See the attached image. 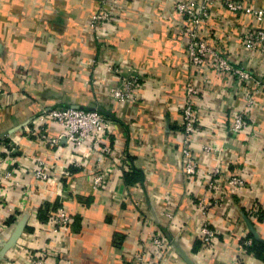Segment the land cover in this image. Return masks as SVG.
Listing matches in <instances>:
<instances>
[{
  "label": "crops",
  "instance_id": "obj_1",
  "mask_svg": "<svg viewBox=\"0 0 264 264\" xmlns=\"http://www.w3.org/2000/svg\"><path fill=\"white\" fill-rule=\"evenodd\" d=\"M241 1L264 10V0ZM100 3L0 0V264H33L42 250L44 264H139L144 254L148 264H264V93L254 82L229 91L233 77L187 63L174 0ZM103 7L110 23L94 30L89 19ZM210 17V46L264 83V51L240 39L264 30V18L225 8ZM127 81H141L132 100H111L108 90ZM187 98L197 116L192 181L182 173ZM57 104L102 107L110 133L93 151L53 143ZM58 206L71 217L63 229L47 222ZM204 225L216 233L208 244ZM158 231L171 237L167 249L149 244Z\"/></svg>",
  "mask_w": 264,
  "mask_h": 264
},
{
  "label": "built area",
  "instance_id": "obj_2",
  "mask_svg": "<svg viewBox=\"0 0 264 264\" xmlns=\"http://www.w3.org/2000/svg\"><path fill=\"white\" fill-rule=\"evenodd\" d=\"M104 4H110L112 0H102ZM176 1V9L183 16L193 17L196 14L201 15V7L195 9L193 7L194 3L198 0H175ZM210 1V0H200ZM226 6L232 11L238 12L243 11L254 15L259 20H262L264 16L263 9H252L249 8L248 5L235 0H228L226 2ZM100 13V12H99ZM101 16L103 19L106 17V13L103 11ZM98 17V16H97ZM92 18H96L95 14L92 15ZM248 40H245V48L247 50L253 51L255 47H263L264 43V30L262 29H253L247 34ZM200 61V60H199ZM198 61V62H199ZM217 68H222V70L227 71V74L237 78L240 81H255V85L257 87V91L264 93V83L258 81V78L253 76L249 69H238L234 68L230 65L229 62L220 60L219 64L216 66ZM127 83V82H125ZM132 83V86H135V81H129ZM114 93L112 97L115 101H120L123 99V93L119 90H113ZM188 94H195L196 91L192 87V89L188 90ZM123 101V100H122ZM194 104L190 98H187L185 103L181 106L180 114L182 117V125L184 126L183 135L185 136L184 141L186 146L182 149V154L184 156L183 159V174L186 179L192 181L199 174V170L197 171V163L194 160L193 154L190 148L187 146V142L192 135H194L195 131V117H194ZM49 117L52 118L58 127L61 128L60 134L55 137L52 142L53 143H61L63 140L67 141L69 145L72 147H81L86 146L88 150H96L99 145L103 142L106 136L110 133L111 130V121L106 116L105 113L99 111L97 107L94 109L90 108H74L68 107L64 108L63 106L52 108L49 113ZM245 121L241 117H235L233 122V131L243 128L245 126ZM212 150V148H210ZM130 170V166L126 168ZM37 176L46 177L45 173L41 171L37 172ZM104 176L102 174H98L94 178V183L96 185H101L103 183ZM2 182L0 176V183ZM234 185L241 186L242 183L239 179H233L231 181ZM63 201L59 203L62 204ZM256 211V210H254ZM47 222L53 224L57 227V229H63L68 227L71 222V217L68 212L64 210L62 206H58L55 212H51L48 214ZM215 231L208 225H204L201 227L199 238L204 244L211 243L215 238ZM168 240L166 238L165 232L158 231L153 238L151 239V244L153 247L158 248L161 246H166ZM250 245L251 241H247ZM45 252L38 251L35 258L32 259L33 264H44ZM140 255V254H139ZM145 254L139 256L137 260H139V264H148L145 261Z\"/></svg>",
  "mask_w": 264,
  "mask_h": 264
},
{
  "label": "rangeland",
  "instance_id": "obj_3",
  "mask_svg": "<svg viewBox=\"0 0 264 264\" xmlns=\"http://www.w3.org/2000/svg\"><path fill=\"white\" fill-rule=\"evenodd\" d=\"M227 1L228 0H222L220 2H216V0H210V1L201 2L200 0H198V1H196L194 3L193 7L195 9H198V8L201 7L202 14L198 15V14L195 13V15L193 17H189V16H183L177 11V9H176V1L174 0V9H175L176 13H178V15L181 16V19H179V21H180L179 28L182 30V39H183V43H184L187 63L190 66L194 67V69H196L197 71H202L206 67H208V65H212V67L215 68L216 71L222 72L224 74H227V71L222 70V68H220V67L219 68L216 67L219 64L220 60H223V61L227 60V62H229V60H228L229 57L227 55V52L225 51V47L222 45V46H220V49L218 47V49L215 50V49H213V47L210 46V40H211V36H212L211 33H210L211 32L210 29H211V26H212V24L210 23V19H211L210 16H211V13H212V9L225 8V9H227L229 11H232L231 9H229L226 6V2ZM237 1H240V2H242L244 4H246L245 2H243L241 0H237ZM100 5L104 6V2L102 0H101ZM246 5H248L249 8H252V9H261V8L253 7L251 3L246 4ZM103 11L106 13L105 14L106 15L105 19H103L102 17H99L102 14H104V13H102ZM232 12H234L236 14L249 15V13L243 12V11H238V12L232 11ZM93 14H95L96 18H92V16H91V18L89 19V23L94 28V30H97L99 27L104 26L105 24L107 25L108 23H110L111 16H110V14H109V12L107 10H104V7H103L102 10H98L97 12H95ZM249 16L259 20L258 18H256L252 14H250ZM263 18H264V16L262 17V19ZM257 29H261V28H257ZM249 31H251V30H249ZM248 32L245 33V34L242 33L241 36H240V39L242 40V42L244 44H245V40L249 39V38H247ZM227 37H228V35H227ZM218 44H219V42H218ZM255 50L264 51V43H263V47L262 48L261 47L253 48V51H255ZM73 52H74V54L78 53V51H76V50H74ZM230 65L232 67L238 68L240 70L244 69V67H242V66H234L232 63H230ZM251 74L253 76H255L252 72H251ZM251 82H253V81H248L246 83V81H240L239 79L235 78L234 86L231 87V88H228V90L232 91V92H235V90H236L237 93H239V92L243 93V91H245V88L248 87L247 84L251 83ZM254 83H255V81H254ZM135 86H141V81H139V83L135 84ZM192 87H193L192 84L188 83L186 85V87H185L186 91L188 92V90L192 89ZM114 88H115V90H119V91H121L124 94L123 95V99H121L119 102L126 103V101H128V100H132L131 99V95L133 94V90L135 89L134 86H132V83H129V81H127V83L119 82V83H116ZM248 90H249V87H248ZM109 91H110V96H111V94L113 95L114 91L108 90V92ZM254 91H257V88ZM260 93H262V92H260ZM245 98H249L250 101L253 100L252 94L247 95V97H245ZM111 100L115 101L113 97H111ZM59 106H63V105L57 104L54 107H51V109L55 108V107H59ZM68 107L69 106H64V108H68ZM95 107H98V105H95ZM106 116L109 118V120L111 122H113V120H114L113 116L108 111L106 113ZM246 116H247V113L245 111H242V112L238 113V115L235 116V117H241L246 123H245V126H243V128L238 129L236 131H233V124H232V132L233 133L237 134V133H241V132L245 131L244 129H245L246 125H247ZM194 117L197 120L196 113H194ZM9 136H11V134H9ZM210 148H213V147H211V146H207L206 147L205 146L204 150L205 151H209ZM197 171H198V168H197ZM218 172H219V170H213L212 174L213 175H219ZM182 173H183V167H182ZM192 180H194V179H192ZM232 181H233V179H232ZM212 183H214V180L212 182L210 181V183L208 182L209 185L212 184ZM152 238H153V236H151V239ZM166 238L168 240L167 245L158 247V249L162 250V249H165V248L167 249V247H169V244H171V237H169L166 234ZM149 244L151 246H153L151 244V241H150Z\"/></svg>",
  "mask_w": 264,
  "mask_h": 264
},
{
  "label": "water",
  "instance_id": "obj_4",
  "mask_svg": "<svg viewBox=\"0 0 264 264\" xmlns=\"http://www.w3.org/2000/svg\"><path fill=\"white\" fill-rule=\"evenodd\" d=\"M74 108H78V107H74ZM88 108H90V109H94L95 106H93V107H88ZM50 109H51V108H50ZM97 109H98L99 111L105 113V114L107 113V111H106L105 109H103L102 107H100V106H98Z\"/></svg>",
  "mask_w": 264,
  "mask_h": 264
},
{
  "label": "trees",
  "instance_id": "obj_5",
  "mask_svg": "<svg viewBox=\"0 0 264 264\" xmlns=\"http://www.w3.org/2000/svg\"><path fill=\"white\" fill-rule=\"evenodd\" d=\"M64 107V106H63ZM130 175V174H129ZM46 218V217H45ZM255 246V245H254ZM257 254L259 255V252H258V250H257Z\"/></svg>",
  "mask_w": 264,
  "mask_h": 264
}]
</instances>
